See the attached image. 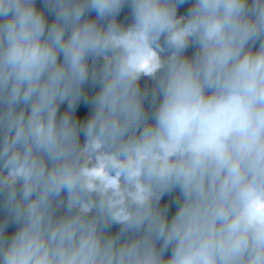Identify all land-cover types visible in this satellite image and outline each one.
<instances>
[{"label":"clouds","instance_id":"1","mask_svg":"<svg viewBox=\"0 0 264 264\" xmlns=\"http://www.w3.org/2000/svg\"><path fill=\"white\" fill-rule=\"evenodd\" d=\"M0 264H264V0H0Z\"/></svg>","mask_w":264,"mask_h":264},{"label":"trees","instance_id":"2","mask_svg":"<svg viewBox=\"0 0 264 264\" xmlns=\"http://www.w3.org/2000/svg\"><path fill=\"white\" fill-rule=\"evenodd\" d=\"M166 200H167V198H166ZM175 211V209H173V212Z\"/></svg>","mask_w":264,"mask_h":264}]
</instances>
